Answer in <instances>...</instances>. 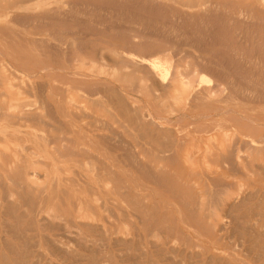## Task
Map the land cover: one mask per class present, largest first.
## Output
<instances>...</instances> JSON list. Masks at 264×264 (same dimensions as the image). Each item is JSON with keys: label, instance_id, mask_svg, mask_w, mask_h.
I'll return each mask as SVG.
<instances>
[{"label": "rangeland", "instance_id": "obj_1", "mask_svg": "<svg viewBox=\"0 0 264 264\" xmlns=\"http://www.w3.org/2000/svg\"><path fill=\"white\" fill-rule=\"evenodd\" d=\"M10 1L12 2V4ZM61 1L63 0H26V1L23 0V2L22 0H0V18L4 16L8 10L12 12L10 13L12 15L20 14V11L22 12L23 10L24 12L25 10H27L24 13L28 14V13H34V12H40V13L42 12L43 13L42 15H44L45 17H49L46 19L44 17L42 19L43 21L40 19L37 21V24L39 23L37 27L42 26L41 27L42 30L37 28L36 32H35V29L33 32V28L31 29V32H30L22 24L21 26L20 24H16V23H13L12 21H8L6 26L9 27L11 37L9 36V38L6 39V41H8V42L5 41L6 43L5 42L3 43V40L2 41L0 40L1 42L0 46L2 45L3 47L4 46L9 47L8 51L7 50L3 51V53L0 52V68H1V62H5V63L9 62V63L16 64L22 60L23 63L26 64L24 65L25 68H23V71L30 76L32 75V79H33V80H30L31 82H28L27 84L26 83L21 84L20 82L17 83L18 81H16L17 84H21V85L20 86L18 85L17 87H14V88H10L8 91L9 97L11 96V98L20 99L23 104H32L33 107H35L34 109H37L38 105H42V107L44 106L43 107L44 109L41 108L42 112L41 110H39V108L37 109L38 111H33V112L40 111L39 112L40 114L38 113L39 115H36L37 117L35 116V118L33 119L31 118L32 120H30V122L28 121V123H26V127L24 128H19L16 125H11L6 121L0 122V142L13 145L12 143H15L20 140L23 147L26 148L23 150L25 153L23 158L25 160L27 159L32 160L31 156H32L33 151L34 152L36 151L41 155V157L40 156L38 157V159L40 160L37 159L38 162H41L40 164L39 163L37 165L33 164L36 166L28 167V171L36 172L33 178H34V181L41 186V190L28 191L25 188L22 189L20 185H18L19 189H18V186L16 187L15 185H12V187H9L8 185L0 186V202L1 201L3 202V203L1 202L2 205H0V228H1V224L5 221L7 225L10 224L13 227L21 223L19 227L23 225V228H24L26 223L31 222V220H29L31 216L30 215H29L30 217L28 216V214H30L29 211L32 208H35L37 205H39V203L41 204V206H44V209L45 208L51 209L53 210V213H56L58 216H62L63 218V219L61 218V219H55V220L53 219V221L50 220L49 222L51 223L46 226L45 224L49 223L46 220H41L42 225L40 226L38 223L35 224V222L34 223L31 222V225L29 227L30 229L28 228L29 224H27L28 226L26 225L27 227L24 228V229L27 228L26 229V231L28 230L27 233H25L26 231H24L23 228H21L22 229L21 230L18 227H15L16 229L18 228L17 230H19V234L20 233L22 234V232L24 231L23 235H17L18 231L16 229H14L17 231L16 235H14L15 234L14 230L10 232L12 226L6 225L5 227H3L2 229L5 231V233H3L4 231L0 230L1 235L3 236V239H2L3 243H2V240L0 242L1 243L0 244L1 245L0 246V256H1V260L3 261V263L10 264L11 262L12 264L13 262L10 258V254L11 255L13 254L14 255L12 256L13 261L19 259L18 261H14L16 263H13V264H19V261L21 264V261H24V260H20L21 255H24L27 252L30 253L29 251L32 247L31 244L34 241L40 240L39 237L42 236L41 237L42 246L40 248V252L42 253L40 263L42 264H46V263L47 264H98V263L99 264H264V248H263L264 247V233H263L264 232V195H263L264 194V172L261 168L260 169L262 171L259 170L258 168L259 166H256V165L255 166L257 167V169L255 166L251 167L247 165L240 166V168L238 169L237 168L239 167L238 164L236 165V167H233L234 171L236 170L238 172L236 171L234 172L233 170L232 172L231 169L233 168L230 166L231 169L230 168L228 169V163L225 161L226 157L230 155L232 152L234 153L238 147L241 148L244 146L242 145V143L245 144L246 141L250 140V138H248L249 136L264 137V114H262V112H264V99H263L264 98V92H263L264 91V88H263L264 87L263 86L264 85V80H263L264 79V53L263 54L261 53V52H264L263 51L264 50V47H263L264 46V43H263L264 42L263 40L264 39V0H207V3L206 2L204 3L205 0H188V1L180 0L181 3L180 2L175 3L174 2L175 0L174 1L173 0H156L154 1V3L157 2L158 4H160V9L167 5L169 8L168 9L166 8V9L170 10V6L173 5L172 8L175 7L177 8L176 9L177 11L179 10L178 13H176L175 8H174L175 11L171 8L172 9L171 12L168 11V13L166 12L167 15L165 14L164 16H162V17L166 16L165 17L166 19L161 17L162 19L160 18L159 20H158V17H160V15L157 17L154 16L156 17V20L154 17H153L154 19L153 18L151 19V17L148 18L145 15H142V18H141L139 14L135 13L132 10H129L126 6L124 7V9H123V6H119L120 7L119 8L117 5L118 4L120 5V2L119 3L117 2L116 6L114 5L115 3H113L112 5L114 7L110 3L111 5L110 8H109L110 5L106 4V7L108 8L107 9L103 7L104 5L97 6V4H95L96 6H93L89 4L90 5L89 6L88 4L84 2H83L84 4L83 5L82 3H80L82 1H79V0H77L79 1L78 4L74 3L76 4V7H77L75 8V5L73 4L68 5ZM149 1L150 0H148L147 2ZM159 1H161V3H165L163 4V7H161L162 4ZM189 1L192 3V7L189 5L190 4ZM168 2L171 5H168L167 4ZM209 2H210V5H208ZM186 3H189V4L186 5ZM193 3H195L196 5L194 4V6H197V7H193ZM72 5L74 6L75 9H71L70 6ZM92 6L95 8H91ZM82 7L88 9V12L84 13L87 10L86 9L82 10ZM115 7L116 8L118 7V8L116 9ZM29 8L30 9L32 8V9L29 10ZM114 8L116 10H114ZM207 8L208 9L214 8L212 11H215L217 15L214 12L215 15H212L210 17V15L213 12L209 11ZM80 9L82 10V12L80 11ZM90 9H93V10L95 9L96 12L92 10L90 11ZM97 9L99 11H97ZM206 9L209 12H211V14L208 13L209 17L206 14L207 13ZM216 9L220 12L219 14ZM59 10H61V14ZM112 10L113 12H111ZM163 10L165 9L163 8ZM163 10H162L163 13L167 11V10L165 11ZM54 11L58 12V14L56 12L54 13ZM71 11L73 12V14H71L72 13ZM173 11L177 15H175ZM194 11L197 13H195ZM52 12L55 14L54 17H58V19L60 18L59 16H61L62 13L67 18H69V15H70L71 16L70 19L71 18H73L74 20L79 19V23H81L80 20L83 18L84 20L83 19L81 20L82 21L81 24L84 23L83 25L85 26L86 25L85 23H88L85 28L86 32L84 30H83L84 32H82V30H79L81 32L79 34H81V37L83 36L82 37L83 39H81L78 33L76 34V32L78 31L77 25L76 26L72 25L74 28L70 25L72 24V22L73 24L74 23L77 24L78 21L75 22L76 20L74 21L71 19L72 21H69L70 23L69 22L68 23H69V26H71L72 28L70 27L71 29H69L67 26L68 23L66 22L68 21V19L66 20L65 18H63L64 16L62 15L61 19L59 20L61 22L65 21L63 24L67 23V25L62 26L61 22H57L58 25L55 28L54 27L56 26V22L54 21L55 19L54 17H52L53 15L52 16L50 15L51 18L49 16V13L53 14ZM162 12L161 14H163ZM200 12H201L202 18L206 17L205 19L209 18V21L211 20V22L207 20V22H209L210 25L209 23L206 22L204 18L203 19L201 18V16L199 15ZM202 12H204V14H202ZM24 13H21V15ZM80 13H84V14L82 15ZM186 13L187 14L189 13L190 15L189 14L185 15ZM56 14L58 16H56ZM66 14L68 15L66 16ZM85 14H87L86 16L88 18L84 16ZM178 14L179 15L182 14L185 19H183L182 17V20H181V18L179 17L182 15L177 17ZM192 14L195 16H192ZM169 15H172V17L171 16L169 17ZM197 15H198V18L200 16L199 19L197 18ZM213 16H216V17L219 16V18L223 20L221 19L219 21L217 20V22L215 21L216 22L215 23L214 22L215 17ZM44 19L46 20V22L49 19H51L48 22L51 23V21L53 20L54 24L52 23H51L52 25L48 24L44 21ZM170 19H174L175 21L170 20ZM186 19L187 21L184 22L183 20H186ZM198 20L200 22L201 21L203 22L205 20L203 24L205 23L208 25L204 24L203 25L204 29H203L201 28L202 23H200L201 27H199V24L197 25L196 22ZM189 21L190 23H195L196 25L195 26L193 25V26L194 27L198 26L197 28L199 30L197 28L193 29L194 27L191 26ZM186 22H188L189 24L188 26L186 25ZM231 22L232 24H230ZM44 23L48 24V26H46L45 24L44 25L45 27H44L43 26ZM59 23H61L60 27H58ZM101 23L103 24L102 26L100 25ZM173 23L174 24L176 23V26ZM180 23L181 25H184V26L186 25V28L187 27L188 28L187 29L185 28L186 30L183 28L184 26H182L181 28ZM212 25L214 27L217 26L219 30H217L216 28L217 30L216 31L215 28L212 27ZM49 26L51 28H47ZM93 26L96 30H94ZM105 26L107 27L112 26L113 28L112 27L109 28L110 33L112 34V32L114 33L118 32L117 35L113 33V35L110 36V33L108 32V30L107 31L105 30L108 28L106 27L104 29ZM190 26L192 27V29H190L191 28ZM206 26H209L212 29L209 27L206 28ZM219 26L220 27L222 26L223 28L222 27L220 28ZM135 28L138 29L137 31H140L141 28H143L141 30L142 31L141 33L145 32L146 34V37L144 36V38L142 39L143 41H149L151 43L153 41V43L151 44L152 48L146 51L147 53L150 51L148 54L142 51L144 56L150 59H153L154 57H165L168 60L169 66L180 64L179 66L181 65L182 66L179 68V70H181L183 73H189L191 72L192 66L196 65L194 64L195 61H197L196 63L201 64L203 63V61L209 60V58L212 55L211 59L215 57L214 61L218 62V64L220 62L221 64V67L219 66L220 64L217 65V71H220L219 74L222 75V73L228 72L229 75L227 74L228 76L226 77L225 76L226 73H225V75H223L225 76L223 77V79L225 81H228L229 79H231L227 82V83H230L231 81V84H228V85L231 86L232 89L234 90L236 89V91L238 90L237 92L239 93L236 92L237 94L235 93L234 94L235 97L233 96L234 98H231L230 100L232 101H230L228 99V95H229L228 91H231L232 89L231 87L228 86L227 87L228 90L225 93V100L216 102L217 104H214V105H211L212 103L209 104L208 102L200 103L199 106L204 105V107H207V108H204V111H206L207 109L210 112L209 113L210 116L208 118H202L201 117L202 114L201 113L199 114V111L202 112L201 109H199V106L193 107L192 105H190V103H187V102L182 103V105L181 104L176 105L171 99V97H173L175 93H172V91L170 90L169 91L164 90L165 88L162 89V87L154 88L151 85L150 81L146 82L145 85H140L138 80L141 76H143V73L133 72L132 70H126L127 72L126 73L124 69L123 71L119 70L121 71L120 76L121 74H124V73L128 74L126 79H128L129 83L131 82L129 86H131L132 84L135 87V89L133 88L132 91L130 89L127 91L126 90L122 91L123 93L126 94L127 99L124 97L123 98L118 97L120 99H116L117 97L116 98L114 97V99H112L113 98L112 96L114 93L110 91L111 86L113 84H116L118 87H120L121 82L112 81L111 78L107 77V79L101 78L102 80L100 79L96 81L97 83L93 82L91 84V88H97V89L102 88L101 91L99 89L100 91L99 95L102 96V98H104L102 99V101L106 99L103 102H106L107 105L102 103V106L104 105L103 106L104 108H102L101 105L95 108L96 111L98 110L100 118H101L99 122H96L95 120H92L91 118H86L83 116L79 117L81 115V111L83 110L80 111L79 109V111L76 110L77 111L76 112L75 110H73V107H70L67 104L65 105L64 103H62L63 105H61L57 103L59 98H62L63 95L67 93L66 92L68 91L67 89H70L69 85L64 83V80H66L65 78L67 75L69 74L71 75V73L74 72L73 69L75 68V66L79 65L78 61L81 62L83 60L82 62H85L86 64L88 63L90 65L91 63L94 62V65H96L97 67H99V65L100 66L107 65L109 67L110 66L113 67L114 64L116 63V65L119 66L118 69H120V65H118L120 64V62L116 58L117 55L115 54L112 55L113 53L112 51L115 50V51L121 52L125 48L127 50V47H129L128 51L130 50L135 51L136 49L132 45H129L125 42V39L134 40V38H132L131 36L133 32H136V31H133ZM200 28L202 32L200 31ZM45 29L47 30V32ZM48 29H49V33L51 32L52 34H48ZM43 30H45L44 33H42ZM67 30L69 33L67 32ZM71 30L72 31L77 30V31L76 32L74 31V33H72ZM100 30L102 31V33L104 30L105 32L101 34L99 32ZM148 30H152V33L155 36L151 33V31H148ZM190 30H194L195 35H194V32ZM205 30H206V33H203V31L205 32ZM223 30L224 31L226 30V32H224ZM129 31L132 32V34H130ZM187 31H189L190 35L187 33ZM212 31L216 35L213 34ZM13 32H18V34H16L19 39L18 42L16 41L15 43H13V41L12 42L10 41L11 38H13L12 37ZM37 32L40 34H35ZM96 32H97V35L95 34ZM209 32L210 33L212 32V33L210 34ZM227 32L230 33V35L227 34ZM82 33L83 34L86 33V35H83ZM98 33L101 35H99ZM105 33L107 34L104 35ZM128 34L130 37L128 36ZM151 34L154 37L151 36ZM25 35L27 37H25ZM90 35H93V36H90ZM119 35H122L123 37ZM112 36L114 37V40H112L113 39L111 38ZM149 36H151L150 40H148L149 38L146 39ZM227 36L230 37V40L228 39ZM118 37H121V39ZM76 38H78L80 42ZM151 38L152 39L154 38L156 41L158 40L157 43L159 45L155 42L154 39L152 40ZM75 39L77 40L76 42H75ZM115 39H117V41ZM122 39L124 40V42ZM216 39H218L217 42H214V40ZM223 39H224L225 45L222 43ZM35 40L37 41L35 42ZM104 40L109 41V42H105ZM194 40L197 41L198 43L194 42ZM208 40H210V42ZM203 41H205V43ZM211 41H212V44H209L211 43ZM229 41H231L230 46H228ZM43 43L46 44L47 47ZM64 43L65 44L70 43V44L65 45ZM193 43L194 44L197 43L198 45L197 44L196 45L199 47L195 46ZM213 43H216V44H213ZM114 44L116 47L113 46ZM160 44H162V46ZM163 44L166 45V47ZM222 44L225 48L227 46V48L230 47L232 50L230 48L229 50L227 48H226L227 50H224ZM153 45L157 46L158 48L160 47L159 49L157 47L156 48L154 47L155 49H158L159 51L152 50L154 49ZM257 45L259 46L263 45L259 47V49L261 48L260 50L263 49L262 51L258 49L259 50L258 52L260 53L254 50L255 49L254 47L255 46L257 47ZM80 46L81 47L83 46L84 49L81 50ZM75 49L78 51H75ZM163 49L164 50L166 49V50L164 51ZM15 50H18V54L16 55L17 56L16 61H14L13 58H11L12 56L13 57L15 56L14 55ZM156 51L158 52L155 53ZM69 55L70 57H68ZM67 57L69 58L70 62L69 60H67L68 59ZM76 57L78 58L77 61H75ZM92 58H95V59L93 60ZM109 58H111L110 62H109ZM105 60L107 64L104 62ZM223 60H225L226 62ZM113 61H114V64H113ZM222 61H223V64H222ZM33 62L34 63L36 62V63L33 64ZM55 63H57V67L59 69L56 67ZM87 66L89 65H86L85 67ZM44 67H49V68L47 69ZM55 67H56V70H55ZM219 67L221 69H219ZM31 69L33 71H31ZM130 72L133 74H130ZM0 75L2 76V78L9 77V74L6 72H1ZM237 75L238 77H236ZM56 77H58L59 79H57ZM210 77L212 76L210 75ZM212 78H211V82H210V79H208L209 81L206 80L208 81L207 83L204 80L203 81L199 80L200 82H198V84L193 89V91L198 87L200 88L201 86L202 87L200 89L202 90L213 86L214 83H216V81L213 80ZM61 79L63 80L59 82V80ZM262 80L263 82H260ZM205 83L208 84L209 87H207ZM212 83L213 85H211ZM28 85L30 86L28 87ZM224 85L226 86L227 84L225 83ZM233 86H236L237 88ZM62 88H65V89H62ZM56 89L57 91H55ZM260 89H262V91ZM2 90L4 89L0 87V91ZM259 90L261 92H259ZM70 93L72 94L74 93L75 95H78V94H81L82 92L74 88L70 91ZM57 94H60V95H57ZM103 95H106V96L104 97ZM42 97L45 98V101L47 99L46 101L47 103L44 101ZM162 97H164L165 99ZM117 100H121V102ZM158 102L161 104L159 105ZM43 103H45V105H43ZM114 103L115 105L117 103V105L115 106ZM119 103H123V104L131 103L129 106L127 105L128 107H130V109L131 107L136 108L138 106L136 109L137 110L139 109L138 117L140 119L136 120L134 117V114H129V115L125 114L123 112V108L120 105H118ZM35 104L37 105V108L36 106H34ZM153 104L158 105V106H155V105L153 106ZM188 104L190 106H188ZM225 104H227L229 107H227V105ZM240 104H243V105L245 104L244 105L245 108L243 105H240ZM170 105H172L171 109L172 108L175 109L173 110L174 112L176 111L175 112L176 115L175 114L172 115L173 110H171L172 113H170ZM224 105L226 108H228L227 110L230 111V114L228 113L229 111H227L226 108H224ZM45 106H47V108H45ZM191 106L193 108L192 110H190ZM58 107L60 108V110L62 108V111H60ZM119 108H121L122 110ZM157 108L159 109V111L157 110ZM222 108H224L225 110L223 109L224 110L223 111ZM45 109H47V112ZM217 109L219 111H217ZM57 110H58V113H57ZM68 110L75 111L76 114L78 113L77 116L81 120H79L76 116L72 114H69L71 116L67 115L65 112H67ZM120 110L121 112H119ZM134 110L135 109H131L132 112H134ZM146 110H149L151 113L155 114L154 118L156 120H152V121L141 120L142 117L140 115L143 112H146ZM163 110L165 111V113H163L164 112ZM212 110H214L215 112H213ZM256 110L258 112L259 111L261 112L257 113ZM90 111L88 110L87 112H90ZM241 111H244V113ZM220 112H222L227 117H223L224 115L221 114ZM252 112H254V115ZM66 115L67 117H65ZM186 115H189L190 118ZM160 117H162L163 119L160 120ZM176 117H178L179 119ZM36 118L37 120H40V121H37ZM55 118L57 120H55ZM102 118L104 120H102ZM167 118H170V119H167ZM180 118L182 119L180 120ZM191 118H194V119H191ZM221 118L223 120H221ZM241 119L242 120L244 119L242 123L240 122L242 121ZM46 120L49 122L51 121L50 124L48 122L49 126L47 125ZM225 121L227 123L229 122L228 125L226 124ZM151 122H153V125ZM155 122L157 124H155ZM232 122H236V123H232ZM238 122L240 124H238ZM36 123H38L40 126ZM95 123H99L101 124V126L100 127L97 126V128H95L96 127ZM148 123L149 124L151 123V124L149 125ZM215 123L217 124V126H215L216 125ZM222 123L224 125H221ZM105 124L106 125L108 124V125L106 126ZM218 124H219V127H218ZM229 124L231 125L229 127L231 130L227 127L229 126ZM34 125L36 126L38 125L37 126L38 128H36V126L35 128H33ZM232 125H235V127ZM259 125L262 126V128L259 127ZM161 126H163V128ZM200 126H203L204 128ZM249 126L251 128H249ZM197 127L200 129L202 128L203 129L198 130ZM30 128L33 131H31ZM54 128L59 129L60 131H57ZM211 128L213 132L211 131ZM36 129L39 131H37ZM28 130L31 131V133L35 135H32L30 132H27ZM206 130L208 133L206 132ZM204 132L207 134H205ZM115 133L120 134V136L118 134L114 135ZM94 134H98V136H95ZM200 134H201V137H200ZM227 134L230 136L229 138H227L228 137ZM210 136L212 137V140L210 139L211 138ZM214 136L218 138L217 141L219 140V145H217L218 144L217 141H213V140H216V137ZM236 136H238L240 141L238 138L235 139L234 141V138H236ZM52 137L54 138L51 139ZM106 138H108L107 141H106ZM110 138H113V139H110ZM208 138L209 140L207 141ZM223 138L225 140H223ZM226 138L227 140H229L230 145H229V142L226 141ZM210 141H212L214 144L209 143ZM116 142L118 143L117 144L118 148L116 147L117 146L115 144ZM225 142L228 143V148L234 149V151L230 149V151L228 152L229 149L226 147L227 144H225ZM233 142L234 144L235 143L237 144L233 145L232 147L231 144H233ZM220 144L222 148H224L225 150L224 152H223V149L220 148L221 147ZM222 144L223 145L225 144V145L223 146ZM65 145L69 147L71 146L70 147L71 149L70 150L67 149L66 151V149L64 148L66 147ZM199 145H200V148H199ZM127 146H128V149H127ZM206 147L207 148L209 147L208 149L210 150H208ZM214 147L217 149H215ZM13 148L14 146H12V149ZM56 148H58L59 153L56 151ZM191 148L192 149L194 148V150H191ZM188 149L191 151V156H190V151L187 152ZM218 149H222L221 150L222 152L220 153ZM68 151H71L73 154H69L68 156ZM208 151L211 154L210 153L208 154ZM5 152L7 153L5 154L6 158L8 156L9 157L12 156V154L9 155L10 152L9 153L7 151ZM63 153H65V155L67 153V156L64 155L65 156L64 157ZM28 154H30V156ZM60 154L64 158H62ZM77 154H80V155H77ZM222 154L224 158L223 156H220ZM203 155L205 158L203 157ZM206 155L207 156L209 155L208 156L209 160L207 159ZM189 156L192 158H190ZM217 157H219L218 158L219 160L221 159L220 157H222L223 161L222 159L220 161H222L223 163L220 162L217 159ZM215 158L217 159L220 165L215 164L217 162ZM12 159L13 157H10L9 159L7 158L8 160L7 163L9 165H11ZM64 159H66V161ZM30 160H28V162H32ZM190 161H191V165H190ZM88 162L90 164L92 162V167L89 166L90 164ZM258 162H261V161H258ZM84 163L88 164L87 166L90 167L89 168L90 170H87L88 168L86 169L84 167ZM221 163L224 165H222ZM225 164H226V167H224ZM250 167L252 168V170ZM64 169L72 170V172L70 171L67 172ZM94 169L96 171H94ZM248 170L251 172H249ZM146 171L150 172L149 174L150 175L152 174L153 178ZM257 171H260V172L257 173ZM110 173H112L115 177L113 178L112 175H110L109 177ZM155 176L157 178H155ZM66 177H68L69 179ZM158 178H159V181L154 180L153 182V179L158 180ZM162 178L164 180H162ZM171 183L173 184L172 186H170ZM174 185L176 187H174ZM177 185L179 186V188ZM218 185H219V188H218ZM215 186H217V188H214ZM225 187H228L227 188L228 190H226ZM120 188H122V190H120ZM177 188L180 189V191L177 190ZM14 190H16L15 191L16 193L19 192L20 194H18V196L15 195L16 197L14 196L13 198L9 196L7 198L6 195H8L10 191H14ZM176 190H177V194H176ZM201 190H203L204 192ZM218 190L222 193L220 194ZM186 191H189V192H186ZM200 191L203 193H201ZM216 191H218L219 193ZM223 191L226 195L223 194ZM205 192L207 195L205 194ZM27 193H29L30 195H26ZM123 193H124V196H126L127 194H130V195H128L129 197L126 196L124 198ZM178 193H180V196ZM186 194L189 195L190 198H188L189 196H187ZM217 194H220L219 196L223 198L222 199L223 201L220 200V197ZM203 195L204 196L206 195L205 198L203 197ZM216 195L218 198L215 197ZM19 196L20 197L22 196L23 200L19 198ZM24 196H27L28 198ZM211 196H213L216 199L213 201L214 198L213 197L211 198ZM135 197L137 198V200H135L136 199ZM26 198L28 200L30 199L29 200L30 203ZM131 198L133 200H131ZM3 199L8 200V202H13V203H10V205L12 204L11 205L13 206L12 211H16L15 214L17 216L14 214V212L9 213L11 212L10 211L11 206H9L10 210H8L7 208H8L9 203L7 201H3ZM189 199H191L192 201ZM37 201L39 202L38 204L36 203ZM134 201L136 203H139V202L142 203V201L144 202V204H142L145 206L144 208L146 209V210L144 209V211L142 209L143 206L139 203L141 206L140 210L143 211L142 215L139 213L141 212L138 209L139 207L136 206L138 204H136ZM5 202H7L8 204H6ZM197 202H199V204ZM17 203H20V204H17ZM203 203L206 207H204ZM214 203L215 204L217 203V205H215ZM227 203L230 205H228ZM13 204H15L17 207H15ZM33 204H34V207H33ZM131 204L133 206H131ZM213 204L215 205L216 208L213 206ZM6 205L7 207H5ZM74 205L75 206L77 205V206L74 208ZM200 205H203V206H200ZM80 206H82L83 210L81 214L80 213L78 214V210ZM153 206L155 208L153 209L155 212L152 214L153 211L150 208H153ZM133 207H136L139 212L137 211V209L136 210L135 208L133 209ZM207 207L208 208L210 207L209 208L210 210ZM16 208L17 210H13ZM7 211L9 214H7ZM149 211L150 212L152 211L151 212L152 215H155L156 213V216L158 218L155 216L154 219H157L158 222H156L157 220L154 221L153 218H149L150 216H148V218L151 219L152 222L147 221L148 218L146 215L149 213ZM144 212L147 214L145 215ZM228 212H229V215H228ZM12 214L16 216L17 220L13 217L14 215L12 216ZM18 215H21L24 218V220L26 218L25 222L22 220L21 222L19 221L17 223V221L20 220L19 218H22ZM44 215L45 214L42 213V216ZM81 215L84 219H81L82 218ZM152 215L151 217H153ZM234 218L238 220L236 221ZM39 219H41V216L39 217ZM217 219L218 220L220 219V220L218 221ZM45 221L46 223H43ZM144 221L147 222V225H146V222L144 223ZM67 222H69V226L73 224L72 222H75L74 224L76 226L74 227L79 230L81 229V231L78 232L79 230L75 229L73 225H72L73 228H70L71 226L70 227L68 226L69 227L68 229V227H65V224ZM150 222L153 224H151ZM154 222H156L157 224H155ZM162 222L165 223L162 225L164 226V228L160 229ZM81 223L82 225H80ZM253 223L256 225H254ZM33 224L34 226H32ZM86 224H90L92 227L90 225L88 226L91 229H93L94 227L93 230H95L97 234H95L93 230H92L93 231L92 233L90 229H87L88 227ZM149 224L152 227H154V229ZM42 226L44 227V229ZM222 226L225 227V229L222 228ZM4 228H9V229H4ZM32 228L33 230H35V228H38V229H36V231H32L31 230ZM39 229L40 230L43 229L41 230L42 232H40ZM8 230L10 233L8 232ZM6 233H7V236L5 235ZM38 233L41 235L39 236ZM34 234H37L38 236L32 239L33 238L32 235ZM8 235H9V238H8ZM27 235H29L28 236L29 238L27 237ZM44 235L46 237H44ZM14 236H18V237H14ZM23 236H24V239L26 238L25 240L27 239L29 240L24 241L23 238L22 240H20V238ZM255 236L256 238H254ZM10 238L11 240H13L11 241L12 243L11 242L9 243ZM84 239H86L85 240L86 242L84 241ZM253 239H255L258 242H256ZM7 240L9 241L7 242ZM22 241L25 243H23ZM5 242L6 244L8 243V245L9 244L13 245L10 251L12 250V248L13 249L16 248L15 251L12 250L11 253H9L10 251L8 248L10 247L4 244ZM17 243H22V244H19L18 246ZM15 244L16 246L14 247ZM23 244H26V245L28 244L27 247H29L28 248L29 251L27 250L26 247H24L25 245ZM5 245H6L7 250L5 249ZM20 246H23L25 248L24 249L25 251L22 249L24 251L23 253L21 252L22 247ZM17 247L19 249V252H17L18 251ZM1 250H4L6 252L1 251ZM32 250L34 251L35 249H32ZM12 252H14L15 254ZM16 252L19 254L21 253V255H19L20 258L18 254L16 255ZM3 254L6 256L8 254L9 257L8 256L7 257L9 259L6 258V256H3ZM2 256L5 257L6 259L3 260ZM28 256L29 254L26 256L29 260L25 258V261H28V262L25 263L24 261L23 262L24 264H34L38 261L37 257L32 258V256H30L31 258H29ZM4 261H8V263ZM38 263L39 261L37 262V264Z\"/></svg>", "mask_w": 264, "mask_h": 264}, {"label": "bare ground", "instance_id": "obj_2", "mask_svg": "<svg viewBox=\"0 0 264 264\" xmlns=\"http://www.w3.org/2000/svg\"><path fill=\"white\" fill-rule=\"evenodd\" d=\"M26 1V0H25ZM79 1H82V2H80V3H82L83 4V2L84 3H86V4H91V5H93V6H96L95 4H97V6L98 5H104L103 7H105V8H107L106 7V4H109L110 5V3H111V5L113 4V3H115L114 5L116 6L117 5V2L119 3L120 2V5L118 4L117 6L119 7V6H123V9H124V7L126 6L129 10H132V11H134L135 13H137V14H139L140 16H141V18H142V15H145L146 17H148V18H150L151 17V19L154 17V16H159L160 15V17H158V20L162 17V16H164L165 14H166V12L168 13V11H170L171 12V10L173 9L174 10V8H172L173 7V5L172 6H170V10H167L169 7L166 5V6H164L163 7V4H165V3H161V1H159L162 5H161V7H163L165 10H167V11H165V10H163V8H161L160 9V4H158L157 2H155L154 3V1H156V0H150L149 2H147L148 0H79ZM79 1H77V0H63V1H61V2H63V3H66V4H68V5H70V4H73V5H75V8H77L76 7V4H74V3H79ZM174 1V0H173ZM188 1V0H187ZM11 2V1H10ZM22 2H23V0H22ZM54 2H56V1H54ZM53 2V3H54ZM175 3H179L180 2V0H175L174 1ZM207 3V0H205L204 1V3ZM15 3V2H14ZM21 3V2H20ZM181 3V2H180ZM190 3V4H189ZM189 3H186V5H190L191 7H192V3L189 1ZM216 3V2H215ZM11 4H12V2H11ZM49 4V3H48ZM168 5H171L169 2L167 3ZM194 4L195 3H193V7H197V6H194ZM219 4V3H218ZM70 6L71 7V9H75L74 8V6ZM79 5H81V4H79ZM79 5H77V6H79ZM84 5V4H83ZM82 5V6H83ZM111 5L109 6V8L111 7ZM182 5V4H181ZM185 5V6H186ZM196 5V4H195ZM198 5V4H197ZM208 5H210V2H209V4ZM90 6V5H89ZM91 7V8H95V7ZM108 6V5H107ZM113 6V5H112ZM224 6H225V4H224ZM35 7V6H34ZM54 7V6H53ZM73 7V8H72ZM86 7V6H85ZM88 7V6H87ZM114 7V6H113ZM117 7V8H118ZM217 7H219V6H217ZM9 8V7H8ZM55 8V7H54ZM80 8H81V6H80ZM89 8V7H88ZM98 8V7H97ZM116 8V7H115ZM114 8V10H116ZM120 8V7H119ZM167 8V9H166ZM172 8V9H171ZM214 8H215V6H214ZM213 8V9H214ZM32 9V8H31ZM30 8H29V10H31ZM59 9V8H58ZM84 9H86V8H83L82 7V10H84ZM100 9V8H99ZM101 9H102V7H101ZM108 9V8H107ZM113 9V8H112ZM122 9V8H121ZM126 9V8H125ZM177 8H175V10H176ZM208 9V8H207ZM206 9V10H207ZM213 9H208L209 11H211V12H213L212 14H211V12H209L208 10L205 12L206 14H207V16L209 17V15H208V13L209 14H211L210 15V17L212 16V15H215L216 14V12L215 11H212ZM53 10V9H52ZM76 10H78V9H76ZM82 10L80 9V11L82 12ZM87 11L86 12H84V13H87L88 12V9H86ZM95 11V9L93 10V9H90V11ZM105 10V9H104ZM118 10H120V9H118ZM162 10L163 11H165V13H163L162 12ZM174 10V11H175ZM185 10V9H184ZM217 10V9H216ZM27 10H25L24 12H26ZM79 11V12H80ZM97 11H99L98 9H97ZM107 11V10H106ZM174 11H173V13H174ZM179 11V10H178ZM178 11L176 10V13H178ZM181 11V10H180ZM203 11V10H202ZM23 12V10H22V12L20 11V14H14V15H12V14H10V13H12L10 10H8L7 12H6V14L4 15V16H2L1 18H0V40L2 41L3 40V43L6 41V39H8L9 38V36L11 35L10 34V30H9V27L8 26H6V24L8 23V21H12L13 23H16V24H22L23 26H25L26 27V29L28 30V31H30L31 32V29L33 28V32H34V29H35V32L37 31V28L38 29H41V27L42 26H40V27H37L38 26V24H37V21L40 19V20H42L45 16L44 15H42L43 13L41 12H34V13H24ZM56 11H54V13H55ZM59 12H60V14H61V10H59ZM67 12V11H66ZM72 12V11H71ZM75 12V11H74ZM96 12V11H95ZM94 12V13H95ZM111 12H113V10L111 11ZM161 12L163 13V14H161ZM184 12V11H183ZM195 12V11H194ZM204 12H202V14H204ZM214 12H215V14H214ZM217 12H218V14L220 13L218 10H217ZM228 12V11H227ZM21 13H24V14H22L21 15ZM53 13V12H52ZM50 14L49 13V16L51 15H53L52 17H54L55 16V14ZM57 14H58V12H56ZM84 13H80V14H84ZM118 13H120V12H118ZM176 13H174L175 15H177ZM182 13V12H181ZM191 13H192V11H191ZM195 13H197V12H195ZM243 13V12H242ZM247 13V12H246ZM245 13V14H246ZM25 14H27V15H25ZM56 14V16H58ZM71 14H73V12L71 13ZM189 14V13H188ZM187 13L185 14V15H188ZM194 14V13H193ZM192 14V16H195V15H193ZM12 15V16H11ZM48 15V14H47ZM62 15L64 16V14L62 13ZM61 15V16H62ZM68 14H66V16H67ZM87 14H85L84 16H86ZM138 15V16H139ZM167 15V14H166ZM173 15V14H172ZM172 15H169V17L171 16L172 17ZM180 15H182V14H180ZM179 14H178V16L177 17H179L180 16ZM190 15V14H189ZM200 16H201V12H200V14H199ZM217 15V14H216ZM51 16H50V18H51ZM61 16H59L60 18L59 19H61ZM144 16V17H145ZM200 16H199V18H200ZM204 16H206V15H204ZM220 16V15H219ZM219 16H213V17H215L214 18V22L216 21L217 22V20L219 21L221 18H219ZM7 17H9V18H7ZM70 15H69V18H67V17H63V18H65L66 20L68 19V21H66L67 23L69 22V21H72V20H74L73 18H71L70 19ZM87 17V16H86ZM102 17H103V15H102ZM156 17H154L155 18V20H156ZM166 17V16H165ZM165 17H162V18H165ZM182 17H183V15L182 16H180L179 18H181V20H182ZM212 17V18H213ZM235 17V16H234ZM46 18H49V17H45V19ZM75 18V17H74ZM77 18V17H76ZM80 18V17H79ZM88 18V17H87ZM153 18V19H154ZM161 18V19H162ZM175 18H176V16H175ZM174 18V19H175ZM190 18H191V16H190ZM196 18V17H195ZM197 18H198V15H197ZM198 18V19H199ZM201 18H202V16H201ZM204 19L206 18V17H203ZM202 18V19H203ZM217 18V19H216ZM44 19V21L46 22V20ZM53 19V18H52ZM54 21L56 22V26H54L55 28L57 27V22H61L59 19H58V17H54ZM83 19V18H82ZM81 19V20H82ZM147 19V18H146ZM166 19V18H165ZM168 19V18H167ZM174 19H170V20H173V21H175ZM183 19H185L184 17H183ZM189 19V18H188ZM216 19V20H215ZM237 19V18H236ZM49 20H51V19H49ZM48 20V21H49ZM76 20V21H75ZM74 21L75 22H77L78 21V23L76 24V23H74L73 24V22H72V24H70L71 26L73 25H77V27H78V31L76 32L75 30V32H76V34L78 33H81L79 30H82V32H84L85 31V28H86V25L88 24V23H85L86 25L84 26L83 24H81L82 23V21L80 20V22L81 23H79V19H75ZM84 20V19H83ZM86 20V19H85ZM143 20V19H142ZM180 20V21H181ZM201 20V19H200ZM206 20V22H207V20L209 21V18H207V19H205ZM205 20L203 21V22H205ZM221 20H223V19H221ZM43 21V20H42ZM41 21V22H42ZM46 22V23H48V24H54L53 22V20L51 21V23L50 22ZM87 21H88V19H87ZM86 21V22H87ZM169 21V20H168ZM184 22L185 21H187V19L186 20H183ZM182 21V22H183ZM199 21V20H198ZM198 21L196 22L197 23V25L199 24V27H201V25H200V23H202V27L201 28H203V25L205 24H203V22L201 21H199V23H198ZM65 22V21H64ZM64 22H61V23H59V26L58 27H60L61 25L62 26H64V25H67V23H65V24H63ZM84 22V21H83ZM114 22V21H113ZM177 22V21H176ZM194 22H195V20H194ZM209 22H211V20L209 21ZM209 22H207V23H209ZM212 22H213V20H212ZM215 22V23H216ZM238 22V21H237ZM46 23H44L43 24V26L46 24ZM70 23V22H69ZM69 23H68V28L69 29H71L72 27L71 26H69ZM165 23V22H164ZM189 23H190V21H189ZM15 24V25H16ZM48 24H46V26H48ZM51 24V25H52ZM61 24V25H60ZM106 24V23H105ZM104 24V25H105ZM174 24V23H173ZM183 24V23H182ZM191 24V26L192 27H194L196 24L195 23H190ZM212 24V23H211ZM218 24V23H217ZM216 24V25H217ZM230 24H232V22L230 23ZM21 25V26H22ZM50 25V26H51ZM101 26L103 25L102 23L100 24ZM175 26H176V23L174 24ZM186 25L188 26L189 24H188V22H186ZM186 25L184 26V25H181V23H180V26H181V28H182V26H184L183 28L185 29L186 28ZM194 25V26H193ZM205 25H208V24H205ZM209 25H210V23H209ZM215 25V24H214ZM47 27V28H51V27ZM92 26V25H91ZM97 26H98V24H97ZM114 26V25H113ZM190 26V27H191ZM224 26V25H223ZM45 27V26H44ZM43 27V28H44ZM53 27V26H52ZM71 27V28H70ZM77 27H75V28H77ZM88 27H89V25H88ZM107 26H105L104 27V29L106 28ZM110 27H112V26H110ZM110 27H107L108 29H105L106 31L108 30V32L110 33V31H109V28ZM115 27V26H114ZM189 27V28H190ZM192 27L190 28V29H192ZM198 27V26H197ZM197 27H194L193 29H195V28H197ZM207 27H209V26H206V28ZM212 27L213 28H215V30H216V28H217V26L216 27H214L213 25H212ZM220 27V26H219ZM222 27V26H221ZM220 27V28H221ZM54 28V29H55ZM62 28V27H61ZM74 28V27H73ZM91 28V27H90ZM93 28H94V26H93ZM97 28V27H96ZM101 28V27H100ZM113 28V27H112ZM138 28V27H137ZM178 28V27H177ZM188 28V27H187ZM186 28V29H187ZM201 28H200V31L202 32V30H201ZM205 28V29H206ZM209 28H211V27H209ZM208 28V29H209ZM223 28V27H222ZM63 29V28H62ZM136 29V28H135ZM133 30V31H136V32H133V34H132V32H130L131 31V29H130V34H132V38H134V40H126L125 38H123V39H125V42L127 43V44H129V45H132L136 50V52L135 51H128L129 49V47H127V50H126V48L124 49V50H122L121 52H118V51H112L113 53H112V55L113 54H115V55H117L116 56V58L119 60V62H120V64H118V65H120V69H118V67L119 66H117L116 65V63L114 64V61H113V64H114V66L113 67H109V66H107V65H102V66H100L99 65V67H97L96 65H94V62L93 63H91V65L90 64H86L85 62H79L78 61V63H79V65L78 66H75V68L73 69L74 70V72H72L71 73V75L69 74V75H67L66 76V80H64V83L65 84H68L69 85V87H70V89H67L68 91H66L67 93L65 94V95H63V97L62 98H59V100L57 101V103H59V104H61V105H63L62 103H64L65 105L67 104L68 106H70V107H73V110H78L79 111V109H80V111L81 110H83L84 111V113H83V111H81V115L79 116V117H86V118H91L92 120H95L96 122H99L100 120H101V118H100V115H99V112H98V110L96 111L95 110V108H97L98 106H102V103L103 104H106V102H103V101H105V100H103L102 101V99H104V98H102V96H100L99 94H100V91H101V89H100V91H99V89H97V88H91V84L93 83V82H96V81H98V80H100L101 78H104V79H107V77H109V78H111L112 79V81H117V82H121V85H120V87H118L116 84H113L112 86H111V89H110V91L111 92H113L114 94H113V98L112 99H114V97L116 98V99H120V98H118V97H121V98H126L127 96H126V94L125 93H123L122 91H124V90H131L132 91V89L134 88L135 89V87L131 84V86H129V84L131 83H129L128 82V79H126L127 78V76H128V74H121V76H120V72L121 71H119V70H124L125 72H126V70H132L133 72H141V73H143V76H141L140 78H139V83H140V85H145L146 84V82H148V81H150V83H151V85L154 87V88H157V87H162V89L163 88H165L164 90H170V91H172V93H175L174 95H173V97H171V99L173 100V102H174V104H176V105H182V103H184V102H187V103H190V105H192L193 107H197V106H199V104L200 103H212L211 105H214V104H217L216 102H219V101H223V100H225V93L227 92V90H228V84H231V81H230V83H227L229 80H231V79H229L228 81H225L224 79H223V77H227L229 74H228V72L226 73V72H224V73H222V75L221 74H219L220 73V71H217V65H219L220 64V62H219V64H218V62H215L214 61V58L215 57H213L212 59H211V57H212V55H211V57L209 58V60H207V61H203V63H201V64H198V63H196L197 61H195V63L194 64H196V65H194V66H192V69H191V72H189V73H183L181 70H179V68L182 66H179V65H171V66H169L168 65V60H167V58H165V57H154L153 59H150V58H148V57H146V56H144L143 55V53H142V51L143 52H146L148 49H151L152 48V43H153V39L151 40L152 41V43L151 42H149V41H143L142 39L144 38V36L146 37V34H145V32H143V33H141L142 31V29L143 28H141V30L140 31H137L138 29H136V30ZM140 29V28H139ZM148 29H150V28H148ZM179 29V28H178ZM185 29V30H186ZM198 29V28H197ZM204 29V28H203ZM207 29V30H208ZM212 29V28H211ZM42 30V29H41ZM46 30V29H45ZM45 30H43L42 31V33H44V31ZM51 30V29H50ZM66 30V29H65ZM73 30V29H72ZM71 30V31H72ZM84 30V31H83ZM92 30V29H91ZM94 30H96L95 28H94ZM105 30L103 31V33L105 32ZM180 30V29H179ZM189 30V29H188ZM199 30V29H198ZM210 30V29H209ZM217 30H219V28H217ZM216 30V31H217ZM222 30V29H221ZM220 30V31H221ZM236 30V29H235ZM63 31V30H62ZM74 31H72V33H74ZM93 31V30H92ZM91 31V32H92ZM148 31H151V33H152V30H148ZM190 31H193L194 32V30H190ZM213 31H214V29H213ZM212 31V32H213ZM224 31V30H223ZM229 31H230V29H229ZM11 32H12V30H11ZM20 32V31H19ZM32 32V33H33ZM46 32H47V30H46ZM45 32V33H46ZM54 32H55V30H54ZM53 32V33H54ZM67 32H68V30H67ZM86 32V31H85ZM98 32V31H97ZM97 32L95 33L96 35H97ZM101 34H103L102 33V31L100 30L99 31ZM155 32H156V30H155ZM200 32V33H201ZM211 32V33H212ZM224 32H226V30L224 31ZM23 33V32H22ZM69 33V32H68ZM108 33V34H109ZM113 33L114 32H112V34L110 33V36L111 35H113ZM118 33V32H117ZM117 33H114V34H116L117 35ZM148 33H150V32H148ZM148 33H147V35H148ZM186 33V32H185ZM187 33L189 34V31H187ZM190 33H192V32H190ZM203 33H206V30H205V32L203 31ZM210 33V32H209ZM210 33V34H211ZM219 33V32H218ZM16 34H18V32H13V38H11V42L13 41V43H15L16 41L18 42L19 41V39H18V37H17V35ZM21 34V33H20ZM29 34V33H28ZM35 34H40V33H35ZM48 34H52L51 32L49 33V29H48ZM83 34V33H82ZM88 34V33H87ZM92 34V33H91ZM93 34H94V32H93ZM99 34V33H98ZM101 34H99V35H101ZM107 33H105L104 35H106ZM153 34V33H152ZM151 34V36H153ZM164 34V33H163ZM187 34V35H188ZM213 34H215L214 32H213ZM220 34V33H219ZM223 34V33H222ZM227 34H229L230 35V33H228L227 32ZM240 34V33H239ZM22 35V34H21ZM54 35V34H53ZM80 35V37H81V34H79ZM83 35H86V33H84ZM89 35V34H88ZM190 35V34H189ZM194 35H195V32H194ZM216 35V34H215ZM228 35V36H229ZM237 35V34H236ZM243 35V34H242ZM30 36V35H29ZM90 36H93V35H90ZM109 36V37H110ZM119 36H121V37H123L122 35H119ZM128 36H129V34H128ZM127 36V37H128ZM151 36H149V37H147L146 39H148V40H150V37ZM155 36V35H154ZM153 36V37H154ZM212 36V35H211ZM220 36V35H219ZM227 36V37H228ZM248 36V35H247ZM11 37V36H10ZM20 37V36H19ZM25 37H27L26 35H25ZM31 37V36H30ZM83 37V36H82ZM81 37V39H83ZM108 37V36H107ZM115 37H117V36H115ZM121 37H118V38H120L121 39ZM125 37V36H124ZM130 37V36H129ZM216 37V36H215ZM221 37H223V36H221ZM111 38H113L112 40H114V37L112 36ZM159 38V37H158ZM157 38V39H158ZM205 38V37H204ZM217 38V37H216ZM18 39V40H17ZM27 39V38H26ZM29 39V38H28ZM78 41H79V39L78 38H76ZM75 39V42L77 41ZM122 39V40H123ZM129 39V38H128ZM198 39V38H197ZM196 39V40H197ZM207 39H208V37H207ZM213 39V38H212ZM219 39H221V38H219ZM228 39L230 40V37H228ZM235 39V38H234ZM43 40V39H42ZM116 41H117V39H115ZM155 40V39H154ZM217 40L218 39H216V40H214V42H217ZM264 40V39H263ZM34 41V40H33ZM37 40H35V42H36ZM45 41V40H44ZM63 41V40H62ZM105 41V40H104ZM158 41V40H157ZM157 41L155 40V42L157 43ZM183 41V40H182ZM209 42H210V40H208ZM223 42V44L225 45V42H224V39L222 40ZM6 42H8V41H6ZM5 42V43H6ZM27 42V41H26ZM30 42H32V41H30ZM41 42V41H40ZM46 42V41H45ZM64 42V41H63ZM80 42V41H79ZM105 42H109V41H105ZM121 42V41H120ZM123 42H124V40H123ZM194 42H197V41H195L194 40ZM204 43H205V41H203ZM231 41H229V44H228V46H230V43ZM233 42V41H232ZM238 42H240V41H238ZM249 42V41H248ZM255 42V41H254ZM1 43V42H0ZM20 43H21V41H20ZM29 43V42H28ZM34 43V42H33ZM51 43V42H50ZM67 43V42H66ZM82 43V42H81ZM85 43V42H84ZM185 43V42H184ZM198 43V42H197ZM196 43V44H197ZM201 43V42H200ZM199 43V44H200ZM203 43V44H204ZM228 43V42H227ZM234 43V42H233ZM232 43V44H233ZM244 43V42H243ZM242 43V44H243ZM264 43V42H263ZM8 44V43H7ZM37 44V43H36ZM44 44V43H43ZM65 44V43H64ZM68 44H70V43H68ZM68 44H65V45H68ZM75 44V43H74ZM77 44V43H76ZM126 44V45H127ZM158 44V43H157ZM194 44V43H193ZM196 44H194L195 46H197ZM209 44H212V41H211V43H209ZM213 44H216V43H213ZM219 44H220V42H219ZM223 44H222V46H223ZM250 44V43H249ZM249 44H248V46H249ZM254 44V43H253ZM260 44V43H259ZM9 45V44H8ZM41 45V44H40ZM46 47H47V45L46 44H44ZM54 45V44H53ZM83 45V44H82ZM111 45V44H110ZM109 45V46H110ZM159 45V44H158ZM161 46H162V44H160ZM164 45V44H163ZM234 45V44H233ZM52 46V45H51ZM113 46H115V44L113 45ZM112 46V47H113ZM165 47H166V45H164ZM235 46V45H234ZM261 46H263V45H261ZM261 46H259V45H257V47L255 46L254 48V50H256L257 52L261 49H259V47H261ZM30 47V46H29ZM81 47V46H80ZM116 47V46H115ZM156 48L157 46H154L153 45V48ZM197 47H199V46H197ZM264 47V46H263ZM8 46H0V52L1 53H3V51H8ZM152 49V50H158V49ZM164 48V47H163ZM169 48V47H168ZM168 48H166V49H168ZM226 48H227V46H226ZM224 46H223V49L224 50H229V48H227L226 49ZM77 49H79V48H77ZM81 50L82 49H84L83 48V46L80 48ZM161 49H162V47H161ZM165 49V50H166ZM231 49V48H230ZM259 49V50H258ZM119 50V49H118ZM164 50V49H163ZM164 50V51H165ZM169 50H171V49H169ZM176 50H178V49H176ZM220 50H222V49H220ZM232 50V49H231ZM263 50V49H262ZM262 50H260V51H262ZM17 51V52H16ZM75 51H78V50H76L75 49ZM159 51V50H158ZM158 51H156L155 53H157ZM264 51V50H263ZM15 52V56L13 57H11V58H13V60L14 61H16V55L18 54V50H15L14 51ZM73 52V51H72ZM82 52V51H81ZM140 52V53H139ZM150 52V51H149ZM148 52V53H149ZM152 52V51H151ZM163 52V51H162ZM177 52V51H176ZM41 53V52H40ZM67 53V52H66ZM76 53V52H75ZM147 53V52H146ZM147 53V54H148ZM154 53V54H155ZM178 53V52H177ZM177 53H176V55H177ZM235 53V52H234ZM258 53H260V52H258ZM262 54L264 53V52H261ZM39 54V53H38ZM147 54H145V55H147ZM152 54V53H151ZM172 54V53H171ZM244 54V53H243ZM70 55H71V53H70ZM70 55L68 56V57H70ZM73 55H74V53H73ZM115 55H114V57H115ZM189 55V54H188ZM190 56V55H189ZM67 57V58H68ZM73 57H75V56H73ZM78 57H79V55H78ZM225 57V56H224ZM106 58V57H105ZM187 58V57H186ZM217 58V57H216ZM229 58V57H228ZM234 58V57H233ZM262 58H263V56H262ZM53 59V58H52ZM73 59V58H72ZM77 57H76V60L75 61H77ZM93 60L95 59V58H92ZM110 59L111 58H109V62H110ZM222 59H224V58H222ZM226 59V58H225ZM230 59V58H229ZM67 60H69V58L67 59ZM66 60V61H67ZM104 60V59H103ZM107 60V59H106ZM106 60L104 61L105 63H106ZM112 60H113V58H112ZM197 60V59H196ZM220 60H221V58H220ZM71 61H73V60H71ZM108 61V60H107ZM117 61V60H116ZM115 61V62H116ZM216 61H218V60H216ZM223 61H225V60H223ZM223 61H222V64H223ZM248 61H249V59H248ZM263 61V60H262ZM59 62V61H58ZM68 62V61H67ZM69 62H70V60H69ZM226 62V61H225ZM259 62V61H258ZM16 63V62H15ZM36 63V62H35ZM34 62H33V64H35ZM73 63V62H72ZM76 63V62H75ZM74 63V64H75ZM104 63V64H105ZM189 63V62H188ZM249 63V62H248ZM56 64V67H57V63H55ZM60 64V63H59ZM65 64V63H64ZM69 64V63H68ZM98 64V63H97ZM100 64H102V63H100ZM107 64V63H106ZM226 64H228V63H226ZM24 65H26L25 63H23V61L21 60V61H19L18 63H16V64H13V63H5V62H1V68H0V73L1 72H6V73H8L9 74V77H6V78H2V76L0 75V87L2 88V89H4V90H2V91H0V122H3V121H6V122H8L9 124H11V125H16V126H18L19 128H24V127H26V123H28V121L30 122V120H32L33 118H35V116L36 115H39L40 113V111L39 112H33V111H38L37 109L39 108V110H41V108L42 109H44L43 107H42V105H38V108H37V105L35 104L34 106H36V108L37 109H34L35 107H33V105L32 104H23L22 102H21V100L20 99H14V98H11V96L9 97V94H8V91H9V89L10 88H14V87H17L18 85L20 86L22 83H28V82H31L30 80H33L32 79V75L30 76V75H28V74H26L24 71H23V68H25L24 67ZM71 65V64H70ZM69 65V66H70ZM86 65H89V66H87V67H85ZM110 65V64H109ZM187 65H189V64H187ZM193 65V64H192ZM17 66H19V67H17ZM38 66V65H37ZM73 66V65H72ZM189 66H191V65H189ZM220 67H221V64L219 65ZM224 66V65H223ZM225 66H227V65H225ZM253 66V65H252ZM32 67V66H31ZM50 67V66H49ZM49 67H44V68H49ZM56 67H55V70H56ZM71 67V66H70ZM74 67V66H73ZM219 67V69H221ZM21 70H20V69ZM34 68H35V66H34ZM33 68V69H34ZM37 68V67H36ZM43 68V69H44ZM58 68V67H57ZM223 68V67H222ZM225 68V67H224ZM28 69V68H27ZM59 69V68H58ZM25 70V69H24ZM42 70V69H41ZM31 71H33L32 69H31ZM66 71V70H65ZM69 71V70H68ZM222 71V70H221ZM226 71H227V69H226ZM223 72V71H222ZM232 72V71H231ZM234 72V71H233ZM127 73V72H126ZM140 73V74H141ZM225 73H226V75H225ZM230 73V72H229ZM66 74H68V73H66ZM130 74H133V73H131L130 72ZM228 74V75H227ZM233 74V73H232ZM57 75V74H56ZM210 75L213 77H210ZM223 75H225V76H223ZM64 76V75H63ZM105 76H106V78H105ZM130 76V75H129ZM60 77H61V75H60ZM236 77H238V75L236 76ZM34 78V77H33ZM57 79H59L58 77H56ZM64 78V77H63ZM211 78L213 79V80H215L216 81V83H214V85H213V83L211 84V85H213V86H211V87H209L208 86V84H206L209 80L208 79H210V82H211ZM221 78V79H220ZM248 78V77H247ZM249 78H251V77H249ZM236 79V78H235ZM241 79H242V77H241ZM63 79H61V80H59V82L60 81H62ZM69 80V81H68ZM72 80V81H71ZM102 80V79H101ZM205 81L206 83H205V85L207 86V87H209V88H205L204 90H202V89H200L199 87L198 88H196L194 91H193V89L196 87V85L198 84V82H200V81ZM206 80H208V81H206ZM212 80V81H213ZM245 80V79H244ZM250 80V79H249ZM248 80V81H249ZM252 80V79H251ZM259 80V79H258ZM264 80V79H263ZM263 80L262 81H260V82H263ZM16 81H18L17 83H21V84H17L16 83ZM56 81V80H55ZM71 81V82H70ZM105 81V80H104ZM227 84L226 86L224 85L225 83ZM232 81H233V79H232ZM247 81V80H246ZM125 82H126V84H125ZM253 82V81H252ZM255 82V81H254ZM97 83V82H96ZM233 83V82H232ZM31 84V83H30ZM202 84V83H201ZM248 84V83H247ZM255 84H257V83H255ZM261 84V83H260ZM260 84H259V86H260ZM263 84V83H262ZM94 85V84H93ZM204 85V86H205ZM245 85V84H244ZM243 85V86H244ZM30 85H28V87H29ZM66 86V85H65ZM205 86V87H206ZM250 86V85H249ZM264 86V85H263ZM58 87V86H57ZM61 87V86H60ZM100 87V86H99ZM130 87V88H129ZM229 87H231V86H229ZM233 87H236V86H233ZM44 88V87H43ZM77 89L78 91H81L82 93L81 94H78V95H75L74 93L72 94V93H70V91L72 90V89ZM237 88V87H236ZM253 88V87H252ZM257 88V87H256ZM255 88V89H256ZM260 88V87H259ZM264 88V87H263ZM62 89H65V88H62ZM150 89H151V87H150ZM160 89V88H159ZM231 89H232V87H231ZM249 89V88H248ZM258 90V89H257ZM261 91H262V89H260ZM259 90V92H261ZM55 91H57V89L55 90ZM62 91H64V90H62ZM133 91H135V90H133ZM139 91V90H138ZM238 91V90H237ZM236 91V89L234 90V89H232L231 91H228L229 92V95H228V99L230 100L231 98H234L235 96H234V94L237 92ZM231 92V93H230ZM241 92V91H240ZM243 92V91H242ZM246 92V91H245ZM257 92V91H256ZM264 92V91H263ZM57 93H59V92H57ZM61 93V92H60ZM64 93V92H63ZM103 93V92H102ZM105 93V92H104ZM237 93H239V92H237ZM236 93V94H237ZM77 94V93H76ZM256 94H258V93H256ZM57 95H60V94H57ZM115 95V96H114ZM141 95V94H140ZM170 95V94H169ZM262 95V94H261ZM104 97L106 96V95H103ZM234 96V97H233ZM142 97V96H141ZM227 97V96H226ZM254 97H255V95H254ZM257 97H259V96H257ZM261 97V96H260ZM37 98H38V96H37ZM43 98V97H42ZM162 98H164V97H162ZM161 98V99H162ZM44 99V101H45V98H43ZM108 99V98H107ZM115 99V100H116ZM127 99V98H126ZM160 99V100H161ZM165 99V98H164ZM257 99V98H256ZM262 99V98H261ZM264 99V98H263ZM262 99V100H263ZM38 100H39V98H38ZM56 100V99H55ZM133 100V99H132ZM148 100H149V98H148ZM151 100V99H150ZM157 100H158V98H157ZM170 100V99H169ZM255 100V99H254ZM43 101V100H42ZM46 101H47V99H46ZM45 101V102H46ZM117 101H119V102H121V100H117ZM116 101V102H117ZM166 101V100H165ZM167 101H168V99H167ZM228 101V100H227ZM226 101V102H227ZM230 101H232V100H230ZM15 102V103H14ZM111 102V101H110ZM113 102V101H112ZM137 102V101H136ZM151 102V101H150ZM170 102V101H169ZM229 102V101H228ZM47 103V102H46ZM221 103V102H220ZM225 103V102H224ZM230 103V102H229ZM235 103V102H234ZM233 103V104H234ZM58 104V105H59ZM131 104V103H130ZM130 104H123V103H119L118 105H120L122 108H123V112L125 113V114H134V117H135V119L136 120H139L140 118L138 117V115H139V109L137 110L136 108L138 107H131V109H135L134 110V112H132L131 111V109H130V107H128ZM158 104L160 105L161 103H159L158 102ZM219 104V103H218ZM223 104V103H222ZM246 104V103H245ZM244 104V105H245ZM247 104H248V102H247ZM43 105H45V103H43ZM51 105V104H50ZM107 105V104H106ZM105 105V106H106ZM114 105H115V103H114ZM116 105H117V103H116ZM115 105V106H116ZM128 105V106H127ZM145 105V104H144ZM155 104H153V106H154ZM168 105V104H167ZM189 104H188V106H190ZM220 105V104H219ZM225 105H227V104H225ZM225 105H224V108H226L225 107ZM231 105V104H230ZM238 105V104H237ZM240 105H243V104H240ZM239 105V106H240ZM243 105V106H244ZM39 106H41V107H39ZM104 106V105H103ZM102 106V108H104ZM113 106V105H112ZM119 106V107H120ZM135 106V105H134ZM155 106H158V105H155ZM173 106H175V105H173ZM192 106H191V108H190V110H192L193 108H192ZM236 106V105H235ZM238 106V107H239ZM242 106V107H243ZM49 107V106H48ZM118 107V106H117ZM162 107V106H161ZM171 107H172V105H170V113H172L171 112V110H173L174 108H172L171 109ZM210 107V106H209ZM227 107H229L228 105H227ZM241 107V106H240ZM239 107V108H240ZM45 108H47V106H45ZM59 108V107H58ZM101 108V107H100ZM116 108V107H115ZM141 108V107H140ZM155 108V107H154ZM204 108H207V107H204V105H202V106H199V109H201V111L202 112H200L199 111V114L201 113L202 115H201V117L202 118H208L210 115H209V110H207L206 109V111H204ZM224 108H222V110L224 109ZM234 108V107H233ZM244 108H245V106H244ZM54 109V108H53ZM99 109V108H98ZM119 109H121V108H119ZM165 109H167V108H165ZM176 109H178V108H176ZM182 109V108H181ZM203 109V110H202ZM228 108H226V110H227ZM237 109V108H236ZM246 109H248V108H246ZM46 110V112H47V109H45ZM59 110H60V108H59ZM66 110V109H65ZM90 111V112H87V111ZM122 110V109H121ZM121 110L119 111V112H121ZM157 110L159 111V109L157 108ZM161 110H162V108H161ZM167 110H169V109H167ZM175 110V109H174ZM174 110H173V114L172 115H174L175 114V112H174ZM221 110V109H220ZM225 110V109H224ZM223 110V111H224ZM231 110V109H230ZM241 110V109H240ZM245 110V109H244ZM60 111H62V108H61V110ZM75 111H67V112H65L67 115H69V114H72V115H74V116H76L79 120H81L77 115H78V113L76 114L75 113ZM106 111V110H105ZM155 111V110H154ZM164 111V110H163ZM213 112H215L214 110H212ZM217 111H219L218 109H217ZM222 111V112H223ZM227 111H229V110H227ZM234 111V110H233ZM249 111V110H248ZM248 111H247V113H248ZM254 111V110H253ZM257 111V110H256ZM41 112H42V110H41ZM52 112V111H51ZM63 112H64V110H63ZM77 112V111H76ZM162 112V111H161ZM186 112V111H185ZM222 112H220L221 114H223ZM235 112V111H234ZM241 112H243L244 113V111H241ZM261 111H257V113H260ZM37 113V114H36ZM39 113V114H38ZM57 113H58V110H57ZM163 113H165V111L163 112ZM169 113V114H170ZM178 113H179V111H178ZM229 114H230V111L228 112ZM246 113V112H245ZM253 113V115H254V112H252ZM46 114V113H45ZM159 114V113H158ZM225 114H227V113H225ZM232 114H233V112H232ZM250 114V113H249ZM262 114H264V112H262ZM67 115L65 116V117H67ZM154 115L155 114H153V113H151L149 110H146V112H143L140 116L142 117L141 118V120H149V121H152V120H156L155 118H154ZM166 115H168V114H166ZM176 115V114H175ZM224 115V114H223ZM239 115V114H238ZM237 115V116H238ZM257 115H259V114H257ZM53 116V115H52ZM69 116H71V115H69ZM68 116V117H69ZM103 116V115H102ZM101 116V117H102ZM170 116V115H169ZM186 116H188L189 117V115H186ZM212 116H214V115H212ZM218 116H220V115H218ZM217 116V117H218ZM233 116V115H232ZM241 116V115H240ZM239 116V117H240ZM249 116V115H248ZM37 117V116H36ZM41 117V116H40ZM104 117V116H103ZM163 117V116H162ZM162 117H160V120L161 119H163ZM173 117V116H172ZM181 117V116H180ZM223 117H227V116H223ZM32 118V119H31ZM52 118V117H51ZM175 118V117H174ZM176 118H178V117H176ZM190 118V117H189ZM244 118V117H243ZM41 119V118H40ZM49 119V118H48ZM47 119V120H48ZM64 119V118H63ZM167 119H170V118H167ZM179 119V118H178ZM182 118H180V120H181ZM191 119H194V118H191ZM211 119V118H210ZM220 119V118H219ZM237 119V118H236ZM252 119H253V117H252ZM256 119V118H255ZM36 120H37V118H36ZM46 120V121H47ZM55 120H57L56 118H55ZM59 120V119H58ZM102 120H104L103 118H102ZM158 120V119H157ZM185 120V119H184ZM188 120H190V119H188ZM216 120V119H215ZM221 120H223L222 118H221ZM221 120H220V122H221ZM224 120H225V118H224ZM233 120H234V118H233ZM242 120V119H241ZM244 120V119H243ZM243 120L242 121H240L241 123L243 122ZM247 120V119H246ZM249 120V119H248ZM37 121H40V120H37ZM36 121V122H37ZM231 121V120H230ZM236 121V120H235ZM258 121V120H257ZM48 122L49 121H47V125L49 126V124H50V122H49V124H48ZM211 122V121H210ZM226 122V121H225ZM224 122V123H225ZM87 123V122H86ZM91 123V122H90ZM152 123V125H153V122H151ZM150 123V124H151ZM229 123V122H228ZM228 123L226 122V124L228 125ZM232 123H236V122H232ZM248 123V122H247ZM36 124H38V123H36ZM88 124V123H87ZM93 124V123H92ZM92 124H91V126H92ZM96 125V127L95 128H97V126L98 127H100L101 126V124H99V123H95ZM149 124V123H148ZM149 124V125H150ZM155 124H157L156 122H155ZM210 124V123H209ZM216 124V123H215ZM220 124V123H219ZM219 124H218V127H219ZM231 124V123H230ZM229 124V126H227L228 128L231 126ZM238 124H240L239 122H238ZM238 124H236V125H238ZM10 125V126H11ZM28 125V124H27ZM39 125V124H38ZM37 125V126H38ZM45 125V124H44ZM52 125V124H51ZM106 125V124H105ZM108 125V124H107ZM106 125V126H107ZM221 125H224L223 123L221 124ZM242 125V124H241ZM240 125V126H241ZM253 125H254V123H253ZM258 125V124H257ZM32 126V125H31ZM35 126L36 125H34L33 126V128H35ZM36 126V128H38ZM40 126V125H39ZM46 126V125H45ZM89 126V125H88ZM104 126V125H103ZM214 126V125H213ZM215 126H217V124L215 125ZM232 126H234L235 127V125H232ZM243 126V125H242ZM247 126V125H246ZM245 126V127H246ZM30 127V126H29ZM90 127V126H89ZM124 127V126H123ZM162 128H163V126H161ZM200 127H203V126H200ZM206 127V126H205ZM222 127H224V126H222ZM226 127V126H225ZM226 127V128H227ZM237 127V126H236ZM245 127H243V128H245ZM259 127H261L262 128V126H260L259 125ZM32 128V127H31ZM30 128V129H31ZM40 128V127H39ZM106 128V127H105ZM108 128H109V126H108ZM112 128V127H111ZM204 128V127H203ZM202 128V129H203ZM249 128H251L250 126H249ZM52 129V128H51ZM55 129V128H54ZM196 129V128H195ZM197 129L199 130L200 128H198L197 127ZM202 129H200V130H202ZM206 129V128H205ZM230 129V128H229ZM235 129V128H234ZM248 129V128H247ZM253 129V128H252ZM37 130V129H36ZM55 130H57V131H60L59 129H55ZM231 130V129H230ZM233 130V129H232ZM258 130V129H257ZM24 131H26V130H24ZM31 131H33L32 129H31ZM31 131H27V132H30L31 133ZM37 131H39V130H37ZM63 131H65V130H63ZM114 131V130H113ZM211 131H212V128H211ZM210 131V132H211ZM227 131V130H226ZM252 131V130H251ZM115 132H116V130H115ZM203 132V131H202ZM206 132H207V130H206ZM213 132V131H212ZM215 132V131H214ZM229 132V131H228ZM254 132V131H253ZM34 133H35V131H34ZM112 133V132H111ZM205 133V132H204ZM208 133V132H207ZM207 133H205V134H207ZM238 133V132H237ZM237 133H236V135H237ZM255 133H257V132H255ZM32 135H35V134H33V133H31ZM56 134V133H55ZM64 134V133H63ZM118 134V133H117ZM116 133L114 134V135H117ZM204 134V135H205ZM235 134V133H234ZM249 134H250V132H249ZM248 134V135H249ZM37 135V134H36ZM46 135V134H45ZM65 135V134H64ZM63 135V136H64ZM95 136H98V134H94ZM119 136H120V134H118ZM209 135V134H208ZM239 135V134H238ZM259 135H260V133H259ZM118 136V137H119ZM228 136V137H227ZM227 138H229L230 136L227 134ZM235 136V135H234ZM39 137V136H38ZM200 137H201V134H200ZM211 137V136H210ZM209 137V138H210ZM214 137H216V136H214ZM213 137V138H214ZM232 137V136H231ZM246 137V136H245ZM45 138V137H44ZM54 137H52L51 139H53ZM57 138V137H56ZM62 138V137H61ZM65 138H66V136H65ZM64 138V139H65ZM120 138V137H119ZM118 138V139H119ZM209 138L207 139V141L209 140ZM227 138H226V141L227 142H229V140H227ZM238 138V136H236V138H234V141H235V139H237ZM242 138V137H241ZM248 138H250V140H248V141H246L245 142V144H243L242 142V145H244L243 147H241V148H237V150H235V152L233 153L232 151V153L230 154V155H228V153H227V157H226V162L228 163V169L230 168V166L233 168V167H236V165L238 164V166L239 167H237L238 169L240 168V166H244V165H247V166H251V167H253V166H259L258 168H259V170H263V172H264V137H255V136H249ZM107 139L108 138H106V141H107ZM110 139H113V138H110ZM124 139V138H123ZM196 139V138H195ZM205 139V138H204ZM211 140H212V137L210 138ZM217 137H216V140H213V141H217ZM231 139V138H230ZM239 139V138H238ZM245 139H247V138H245ZM42 140V139H41ZM62 140V139H61ZM198 140V139H197ZM206 140V139H205ZM223 140H225L224 138H223ZM57 141V140H56ZM64 141V140H63ZM66 141V140H65ZM120 141V140H119ZM221 141V140H220ZM239 141H240V139H239ZM243 141V140H242ZM46 142V141H45ZM70 142V141H69ZM113 142H114V140H113ZM127 142V141H126ZM201 142V141H200ZM222 142V141H221ZM227 142H225V144H227V148H228V143ZM238 142V141H237ZM130 143V142H129ZM204 143V142H203ZM209 143H213L212 141H210ZM217 145H219V140L217 141ZM13 145H10V144H7V143H3V142H0V186L1 185H8L9 187H12V185H15L16 187L18 186V185H20L21 187H22V189L23 188H25V189H27L28 191H39V190H41V186L39 185V184H37L35 181H34V176H35V171H28V167L29 166H36L38 163L40 164L41 162H38L37 161V159H38V157L40 156L41 157V155L38 153V152H32V156H31V158H32V160H30V159H27V160H25L24 158H23V156H24V149H26L25 147H23V145L21 144V142H20V140L19 141H17V142H15V143H12ZM64 144V143H63ZM116 145L118 144L117 142L115 143ZM114 144V145H115ZM121 144V143H120ZM119 144V145H120ZM195 144V143H194ZM193 144V145H194ZM214 144V143H213ZM224 144V145H225ZM235 144H237V143H235ZM234 144V142H233V144H231L232 145V147H233V145H235ZM111 145V144H110ZM122 145V144H121ZM126 145V144H125ZM189 145V144H188ZM196 145V144H195ZM223 145V144H222ZM223 145V146H224ZM229 145H230V142H229ZM239 145V144H238ZM241 145V146H242ZM12 146H14V148L12 149ZM66 147H64L65 149H66V151H67V149H71L69 146H67V145H65ZM203 146H204V144H203ZM206 146V145H205ZM212 146V145H211ZM216 146V145H215ZM220 146H221V144H220ZM81 147V146H80ZM117 148H118V145L116 146ZM142 147H143V145H142ZM188 147V146H187ZM213 147V146H212ZM218 147V146H217ZM53 148V147H52ZM195 148V147H194ZM194 148L192 149L191 148V150H194ZM199 148H200V145H199ZM207 148V147H206ZM209 148V147H208ZM207 148V149H208ZM215 148V147H214ZM220 148H222V146L220 147ZM30 149V148H29ZM82 149V148H81ZM127 149H128V146H127ZM197 149V148H196ZM215 149H217V148H215ZM223 149V152L225 151L224 150V148H222ZM222 149H218L219 151H220V153L222 152L221 150ZM229 149V148H228ZM231 149V148H230ZM230 149L228 150V152L230 151ZM245 149V150H244ZM28 150V149H27ZM113 150V149H112ZM145 150V149H144ZM208 150H210V149H208ZM212 150V149H211ZM227 150V149H226ZM231 150H233L234 151V149H231ZM5 151H7L8 153L10 152V154L9 155H11L12 154V156H10V157H13V159L11 160V165H9L8 163H7V158L9 159L10 157L8 156L7 158H6V156H5V154H7ZM56 151L59 153V150H58V148H56ZM73 151V150H72ZM187 151V150H186ZM190 150L188 149V151L187 152H189ZM197 151V150H196ZM200 151V150H199ZM31 152V151H30ZM69 152H71V151H68V156H69V154H73L72 152L71 153H69ZM88 152V151H87ZM130 152V151H129ZM175 152V151H174ZM186 152V153H187ZM201 152V151H200ZM61 153V152H60ZM76 153V152H75ZM204 153V152H203ZM207 153V152H206ZM210 152L208 151V154H209ZM62 154V153H61ZM60 154V156L62 157V155ZM211 154V153H210ZM213 154V153H212ZM29 156H30V154H28ZM59 155V154H58ZM65 155V153H63V156ZM77 155H80V154H77ZM88 155V154H87ZM214 155V154H213ZM217 155V154H216ZM5 156V157H4ZM57 156V155H56ZM56 156H55V158H56ZM65 156H67V153H66V155ZM64 156V157H65ZM188 156V155H187ZM190 156H191V151H190ZM189 156V157H190ZM207 156V155H206ZM209 156V155H208ZM208 156H207V159H208ZM220 156H223V154L222 155H220ZM230 156V157H229ZM61 157H60V159H61ZM64 157H62V158H64ZM94 157V156H93ZM137 157V156H136ZM203 157H204V155H203ZM216 157V156H215ZM95 158V157H94ZM188 158V157H187ZM190 158H192V157H190ZM205 158V157H204ZM219 157H217V159H218ZM221 159H222V157H220ZM223 158H224V156H223ZM258 158V159H257ZM58 159V158H57ZM194 159V158H193ZM214 159V158H213ZM216 159V158H215ZM217 159H216V161H217ZM220 159V160H221ZM28 160H30V161H32V162H28ZM38 160H40V159H38ZM65 161H66V159H64ZM189 160V159H188ZM188 160H186V161H188ZM202 160H203V158H202ZM209 160V159H208ZM219 160V159H218ZM219 160V161H220ZM64 161V162H65ZM89 161V160H88ZM139 161V160H138ZM193 161V160H192ZM215 161V162H216ZM222 161H223V159H222ZM222 161H220V162H222ZM258 161H261V162H258ZM79 162V161H78ZM96 162V161H95ZM134 162V161H133ZM205 162V161H204ZM210 162V161H209ZM225 162V163H226ZM13 163V164H12ZM31 163V164H30ZM89 163V162H88ZM223 163V162H222ZM221 163V164H222ZM33 164H36V165H33ZM90 164V163H89ZM131 164H132V162H131ZM194 164H195V162H194ZM215 164H217V165H220L219 163H218V161L215 163ZM88 164H86V163H84V167L87 169V170H90L89 168L90 167H92V162H91V164L89 165V166H87ZM139 165V164H138ZM190 165H191V161H190ZM222 165H224V164H222ZM131 166H133V165H131ZM137 166V165H136ZM141 166V165H140ZM255 166V167H256ZM30 167V168H31ZM110 167V166H109ZM219 167V166H218ZM224 167H226V164H225V166ZM224 167H222V168H224ZM250 167V168H251ZM81 168V167H80ZM147 168V167H146ZM221 168V167H220ZM219 168V169H220ZM261 168V169H260ZM92 169V168H91ZM96 169V168H95ZM94 169V171H96ZM161 169V168H160ZM231 169V168H230ZM256 169H257V167H256ZM34 170V169H33ZM64 170H66L67 172H72V170H69V169H64ZM64 170H62V171H64ZM143 170H145V169H143ZM234 171V168L233 169H231V171ZM251 170H252V168H251ZM261 170V171H262ZM76 171V170H75ZM99 171V170H98ZM232 171V172H233ZM236 171V170H235ZM234 171V172H235ZM249 171V170H248ZM148 174L150 173V172H148V171H146ZM236 172H238V171H236ZM249 172H251V171H249ZM256 172V171H255ZM258 172H260V171H257V173ZM262 172V173H263ZM39 173V172H38ZM97 173V172H96ZM157 173V172H156ZM245 173H246V171H245ZM260 174V173H259ZM97 175V174H96ZM110 175H112V177L114 178L115 176L112 174V173H110L109 174V177H110ZM150 175V174H149ZM155 175V174H154ZM98 176V175H97ZM151 177H152V174L150 175ZM162 177V176H161ZM191 177V176H190ZM208 177V176H207ZM66 178H68V177H66ZM146 178V177H145ZM153 178V177H152ZM155 178H157L156 176H155ZM163 178H164V176H163ZM162 178V180H164ZM69 179V178H68ZM72 179V178H71ZM83 179V178H82ZM81 179V180H82ZM67 180V179H66ZM154 180H156V181H159V178H158V180L157 179H153V182H154ZM161 180V181H162ZM190 180V179H189ZM60 181V180H59ZM160 181V182H161ZM170 181V180H169ZM163 182V181H162ZM171 182V181H170ZM216 182V181H215ZM55 183V182H54ZM202 183V182H201ZM219 183V182H218ZM174 184H176V183H174ZM188 184V183H187ZM173 184L171 183V185L170 186H172ZM215 185V184H214ZM178 186V185H177ZM186 186V185H185ZM184 186V187H185ZM223 186V185H222ZM20 187V188H21ZM122 187V186H121ZM174 187H176L175 185H174ZM174 187H172V188H174ZM233 187V186H232ZM125 188V187H124ZM178 188H179V186H178ZM177 188V190H179L180 191V189H178ZM214 188H217V186H215ZM218 188H219V185H218ZM226 188V190H228L227 188L228 187H225ZM225 188H223V189H225ZM230 188V187H229ZM18 189H19V186H18ZM17 189V190H18ZM24 189V190H25ZM43 189V188H42ZM75 190V189H74ZM120 190H122V188H120ZM177 190H176V194H177ZM220 190V189H219ZM218 190V191H219ZM226 190H224V191H226ZM16 190H14V191H10L9 192V194L8 195H6L7 196V198H8V196L9 197H14L15 195H17L18 196V194H20L18 191V193H16L15 192ZM44 191V190H43ZM178 191V192H179ZM201 191H203V190H201ZM200 191V192H201ZM218 191H216V192H218ZM224 191H223V194H225L224 193ZM258 191V190H257ZM186 192H189V191H186ZM204 192V191H203ZM203 192H201V193H203ZM206 192H208V191H206ZM206 192H205V194H206ZM220 192V191H219ZM218 192V193H219ZM228 192V191H227ZM226 192V193H227ZM259 192V191H258ZM40 193V192H39ZM119 193V192H118ZM125 193V192H124ZM124 193H123V196H124ZM185 193V192H184ZM215 193V192H214ZM222 192H220V194H221ZM25 194V193H24ZM179 194V196H180V193H178ZM220 194H217L218 196L220 195ZM222 194V195H223ZM228 194V193H227ZM26 195H30L29 193H27ZM121 195V194H120ZM128 195H130V194H127L126 196H128ZM187 195V194H186ZM207 195V194H206ZM205 195V196H206ZM215 195V194H214ZM217 195L215 196V197H217ZM226 195V194H225ZM264 195V194H263ZM76 196V195H75ZM123 196H121V197H123ZM126 196H124V198L126 197ZM187 196H189V195H187ZM205 196L203 195V197L205 198ZM224 196V195H223ZM16 197V196H15ZM24 197H27V196H24ZM129 197V196H128ZM201 197V196H200ZM213 196H211V198H212ZM220 197V196H219ZM226 197V196H225ZM4 198V197H3ZM19 198H23L22 196L20 197L19 196ZM28 198V197H27ZM26 198V199H27ZM31 198V197H30ZM136 198V197H135ZM181 198V197H180ZM188 198H190V196L188 197ZM204 198H203V200H204ZM210 198V199H211ZM214 198V197H213ZM218 198V197H217ZM227 198V197H226ZM32 199V198H31ZM127 199V198H126ZM200 199H202V198H200ZM216 198H214L213 199V201L215 200ZM223 198H221L220 197V200H222ZM262 199V198H261ZM2 200V199H1ZM23 200V199H22ZM28 200V199H27ZM30 200V199H29ZM28 200V201H29ZM46 200V199H45ZM125 200V199H124ZM131 200H133L132 198H131ZM130 200V201H131ZM135 200H137V198L135 199ZM182 200V199H181ZM189 200H191V199H189ZM193 200H194V198H193ZM202 200V201H203ZM247 200V199H246ZM3 201H7L8 202V200H4L3 199ZM20 201V200H19ZM26 201V200H25ZM24 201V202H25ZM192 201V200H191ZM211 201V200H210ZM223 201V200H222ZM226 201V200H225ZM261 201V200H260ZM2 202V201H1ZM0 202V205H2V203ZM5 202L6 204H8L9 203V205H8V210H10V208H11V212H9V213H13L14 212V214L16 213V211H12V208H13V206H11L10 205V203H13V202ZM33 202V201H32ZM31 202V203H32ZM75 202V201H74ZM135 202V201H134ZM139 202V201H138ZM209 202V201H208ZM216 202V201H215ZM16 203V202H15ZM28 203V202H27ZM26 203V204H27ZM29 203H30V201H29ZM34 203V202H33ZM37 204L39 203L38 201L36 202ZM72 203H73V201H72ZM136 203V202H135ZM140 203V202H139ZM139 203H136V204H138V205H136V206H138L139 208V211H141V212H139L138 211V209L136 208V207H133V209L135 208V210L137 209V211L142 215V213H143V211H144V205H142V204H144V202L142 201V203H140L143 207H142V209H143V211L142 210H140V208H141V206H140V204ZM198 204H199V202H197ZM206 203V202H205ZM212 203V202H211ZM220 203V202H219ZM226 203V202H225ZM17 204H20V203H17ZM133 204V203H132ZM131 204V206H133ZM190 204V203H189ZM209 204V203H208ZM215 204V203H214ZM213 204V206L215 207V205H217V203L214 205ZM228 204V203H227ZM15 207H17L15 204H13ZM23 205V204H22ZM28 205V204H27ZM26 205V206H27ZM146 205V204H145ZM191 205V204H190ZM203 205H204V203H203ZM203 205H200V206H203ZM211 205V204H210ZM224 205V204H223ZM228 205H230V204H228ZM9 206H11L10 208H9ZM77 206V205H76ZM75 205H74V208L76 207ZM130 206V205H129ZM148 206V205H147ZM157 206V205H156ZM155 206V207H156ZM198 206V205H197ZM208 206V205H207ZM212 206V207H213ZM232 206V205H231ZM5 207H7V205L5 206ZM4 207V208H5ZM19 207V206H18ZM28 207V206H27ZM33 207H34V204H33ZM204 207H206L205 205H204ZM203 207V208H204ZM225 207V206H224ZM227 207V206H226ZM239 207V206H238ZM31 208V207H30ZM147 208V207H146ZM201 208V207H200ZM208 208V207H207ZM210 208V207H209ZM208 208V209H209ZM216 208V207H215ZM55 209H56V207H55ZM152 211V214L155 212L153 209H155L154 208V206H153V208H150ZM205 209V208H204ZM214 209V208H213ZM213 209H212V211H213ZM228 209V208H227ZM13 210H17V208L16 209H13ZM82 210H83V208H82V206H80L79 207V210H78V214L80 213H82ZM108 210V209H107ZM146 210V209H145ZM157 210V209H156ZM202 210V209H201ZM210 210V209H209ZM6 211V210H5ZM4 211V212H5ZM110 211V210H109ZM27 212H28V210H27ZM30 214H28V216L30 217V219L29 220H31V222L32 223H34L35 222V224L36 223H38L39 224V226L40 225H42V223H41V220H46V221H50V220H52L53 221V219L55 220V219H61L62 218V216H58L56 213H53V210H51V209H44V206H41V204L39 203V205H37L35 208H32L30 211ZM77 212V211H76ZM146 212V211H145ZM144 212V213H145ZM151 212L149 211V213L147 214V213H145V215L147 216V218H148V216H150L149 218H153V220L155 221V220H157V219H154L155 218V216H156V213H155V215H152L151 214ZM202 212V211H201ZM8 213V211H7V214H9ZM42 213L43 214H45L44 216H42ZM106 213V212H105ZM260 213V212H259ZM262 213V212H261ZM4 214H6V213H4ZM14 214H12V216L14 215ZM19 214V213H18ZM22 214V213H21ZM23 214H24V212H23ZM26 214V213H25ZM215 214V213H214ZM213 214V215H214ZM231 214H233V213H231ZM16 215V214H15ZM13 216L16 220H17V218H16V216ZM86 215H87V213H86ZM140 215V216H141ZM151 215L153 216V217H151ZM217 215V214H216ZM228 215H229V212H228ZM257 215V214H256ZM260 215V214H259ZM2 216V215H1ZM18 216H20V217H22L21 215H18ZM25 216V215H24ZM41 216V219H39V217ZM144 216V215H143ZM142 216V217H143ZM145 216V217H146ZM222 216V215H221ZM8 217H10V216H8ZM27 217V216H26ZM81 217H82V215H81ZM85 217V216H84ZM89 217V216H88ZM157 217V216H156ZM195 217V216H194ZM3 218V217H2ZM19 218V217H18ZM23 218V217H22ZM22 218H19L20 220H18L17 221V223L20 221H24L25 222V220H26V218H25V220H24V218L22 219ZM86 218V217H85ZM148 218V219H149ZM158 218V217H157ZM224 218V217H223ZM63 219V218H62ZM81 219H84L83 217L81 218ZM87 219H89V218H87ZM114 219V218H113ZM147 219V221H151V219H149L148 220ZM211 219V218H210ZM235 220H236V218H234ZM144 220V219H143ZM216 220V219H215ZM218 220V219H217ZM220 220V219H219ZM218 220V221H219ZM238 220V219H237ZM236 220V221H237ZM2 221V220H1ZM5 221V220H4ZM27 221H28V219H27ZM46 221L45 222H43V223H46ZM69 221H70V219H69ZM31 222H29V223H26V225L27 224H29V226H28V228L30 227V225H31ZM66 222V221H65ZM146 221H144V223H145ZM152 222V221H151ZM150 222V223H151ZM156 222H158V220L156 221ZM156 222H154L155 224H157ZM166 222V221H165ZM239 222V221H238ZM237 222V223H238ZM15 223H16V221H15ZM51 222H49L48 224L46 223L45 224V226L46 225H49ZM68 223V224H67ZM66 224H65V227H68L69 226V222H67ZM73 224V227L74 226H76L74 223L75 222H72ZM134 224V223H133ZM151 224H153V223H151ZM163 224H165L164 222H162V224H161V228L160 229H163L164 228V226H162ZM167 224V223H166ZM240 224V223H239ZM254 224V223H253ZM7 224H6V221L5 222H3L2 224H1V228H0V230L1 231H4L2 228L3 227H5ZM17 225V224H16ZM21 225V223L20 224H18L17 226H12V225H10V224H8L7 226H12L11 227V231L10 232H12V230H14V229H16L15 227H18L19 229H21V228H23V225L21 226V227H19ZM24 226V228L25 227H27V226ZM72 225H70L69 227L70 228H73L72 227ZM80 225H82V223L80 224ZM85 225V224H84ZM87 225V229H90L91 231L94 229V227H93V229H91V228H89V226L88 225H90V224H86ZM146 225H147V222H146ZM150 225V224H149ZM159 225V224H158ZM226 225V224H225ZM243 225V224H242ZM241 225V226H242ZM254 225H256V224H254ZM32 226H34V224L32 225ZM31 226V227H32ZM43 226H44V224H43ZM42 226V227H43ZM53 226V225H52ZM63 226V225H62ZM79 226V225H78ZM91 226V225H90ZM126 226V225H125ZM151 226V225H150ZM166 226V225H165ZM240 226V225H239ZM36 227V226H35ZM38 227V226H37ZM69 227H68V229H69ZM92 227V226H91ZM128 227V226H127ZM152 227V226H151ZM156 227V226H155ZM10 228V227H9ZM9 228H4V229H9ZM13 228V229H12ZM17 228V229H18ZM23 228V229H24ZM39 228V227H38ZM38 228H35V230H33V228L31 229L32 231H36V229H38ZM48 228V227H47ZM63 228V227H62ZM62 228H61V230H62ZM75 228V227H74ZM96 228V227H95ZM153 229H154V227H152ZM222 228H224L225 229V227H223L222 226ZM243 228H245V227H243ZM261 228V227H260ZM16 229V230H17ZM27 229V228H26ZM26 229H24V231H26ZM30 229V228H29ZM43 229H44V227H43ZM43 229H41V230H43ZM60 229V228H59ZM75 229H77V228H75ZM223 229V230H224ZM248 229V228H247ZM14 230V235H16V233H17V231H18V233H17V235H23L24 233V231L22 232V234L20 233L19 234V230ZM22 230V229H21ZM31 230H29V231H31ZM40 230V229H39ZM40 230V232H42ZM64 230V229H63ZM77 230H79V229H77ZM116 230V229H115ZM158 230H159V228H158ZM157 230V231H158ZM1 231H0V242H1V240L3 239V236L1 235ZM28 231V230H27ZM27 231L25 232V233H27ZM81 231V229L78 231V232H80ZM94 232H95V230H93ZM93 231H92V233H93ZM234 231H236V230H234ZM8 232H9V230H8ZM9 232V233H10ZM39 232V231H38ZM3 233H5V231L3 232ZM8 233V234H9ZM30 233V232H29ZM160 233V232H159ZM169 233V232H168ZM251 233V232H250ZM264 233V232H263ZM11 234H13V233H11ZM33 234V233H32ZM95 234H97L96 232H95ZM6 236H7V233L5 234ZM26 235V234H25ZM24 235V236H25ZM38 235L40 236L41 234H39L38 233ZM37 234H34V235H32L33 236V238L32 239H34L36 236H38ZM66 235V234H65ZM116 235V234H115ZM155 235V234H154ZM24 236L23 237H21L20 238V240H22V238H23V240L24 241H27V240H29V239H27V240H25L24 239ZM29 235H27V237H28ZM149 236V235H148ZM232 236V235H231ZM5 237V236H4ZM10 237H11V235H10ZM12 237H13V235H12ZM14 237H18V236H14ZM20 237V236H19ZM41 237L42 236H40L39 237V239L40 240H37V241H34L33 242V240H32V247H31V245H30V247H31V249H30V251H29V247H27L28 246V244L26 245V244H23V245H25L24 247H26L27 248V250L30 252V253H26V254H24V255H21V253L19 254V253H17V252H19V249H18V247H17V249H18V251L16 252V255L18 254V256L19 255H21V258H20V256H19V258H20V260H24L25 261V258H27L26 256L29 254V258H31L30 256H32V258H36L37 257V260L39 261V263L41 262L40 261V259H41V256H42V253L40 252V248H41V246H42V242H41ZM44 237H46L45 235H44ZM68 237V236H67ZM160 237V236H159ZM8 238H9V235H8ZM29 238V237H28ZM168 238V237H167ZM244 238V237H243ZM254 238H256V236L254 237ZM14 239V238H13ZM17 239V238H16ZM37 239V238H36ZM80 239V238H79ZM82 239V238H81ZM89 239H90V237H89ZM261 239V238H260ZM5 240V239H4ZM19 240V241H20ZM86 239H84V241H85ZM253 240H255V239H253ZM257 240H258V238H257ZM6 241V240H5ZM9 240H7V242H8ZM11 241H13V240H11V238H10V241H9V243L11 242ZM31 241V240H30ZM99 241V240H98ZM170 241V240H169ZM256 241V240H255ZM16 242H18V241H16ZM23 242V241H22ZM44 242V241H43ZM57 242V241H56ZM86 242V241H85ZM91 242V241H90ZM123 242V241H122ZM130 242V241H129ZM256 242H258V241H256ZM2 243H3V240H2ZM12 243V242H11ZM15 243V242H14ZM23 243H25V242H23ZM28 243V242H27ZM77 243V242H76ZM1 244V243H0ZM4 244H6V242L4 243ZM18 244V246H19V244H22V243H17ZM45 244V243H44ZM62 244V243H61ZM96 244V243H95ZM168 244V243H167ZM185 244V243H184ZM188 244V243H187ZM241 244V243H240ZM6 245H8V243L6 244ZM6 245H5V249H6ZM54 245V244H53ZM80 245H82V244H80ZM121 245V244H120ZM125 245V244H124ZM154 245V244H153ZM1 246V245H0ZM3 246V245H2ZM16 246V244L14 245V247ZM8 247H10V248H8L9 249V251H10V249H11V247H13V245H8ZM20 247H22L21 248V250L23 249H25L23 246H20ZM19 247V248H20ZM102 247V246H101ZM156 247V246H155ZM99 248V247H98ZM264 248V247H263ZM16 249V248H15ZM15 249H13L12 248V250L13 251H15ZM32 249H35L34 251L32 250ZM59 249H61V248H59ZM129 249H131V248H129ZM128 249V250H129ZM7 250V249H6ZM11 250V251H12ZM21 251L22 253L25 251ZM26 250V251H27ZM1 251H4V250H1ZM11 251L9 252V253H11ZM33 251V252H32ZM74 251V250H73ZM4 252H6V251H4ZM54 252V251H53ZM1 253H3V252H1ZM7 253H8V251H7ZM12 253H14V252H12ZM15 254V253H14ZM63 254V253H62ZM68 254V253H67ZM144 255V254H143ZM260 255V254H259ZM3 256H6V255H4L3 254ZM2 256V257H3ZM7 256H8V254H7ZM6 256V258H8ZM12 256H14L13 254L11 255L10 254V258H11V260H12V262L13 263H16V262H14V261H18V260H14L13 261V257ZM64 256V255H63ZM17 257V256H16ZM61 257V256H60ZM145 257V256H144ZM147 257V256H146ZM261 257V256H260ZM5 257H3V260L4 259H6ZM142 258V257H141ZM9 259V258H8ZM28 259V258H27ZM95 259V258H94ZM171 259V258H170ZM29 260V259H28ZM127 260V259H126ZM132 260V259H131ZM10 261V260H9ZM24 261H21V264H24L23 262ZM37 261V262H38ZM152 261V260H151ZM4 262H7L8 263V261H4ZM26 262H28V261H25V263ZM37 262L36 263H34V264H37ZM12 263V264H13ZM29 263H31V262H29ZM38 263V264H39ZM0 264H6V263H3V261L1 260V256H0ZM10 264H11V262H10ZM19 264H20V261H19ZM40 264H42V263H40ZM47 264V263H46ZM99 264V263H98Z\"/></svg>", "mask_w": 264, "mask_h": 264}]
</instances>
